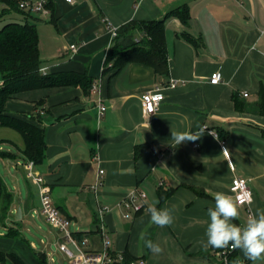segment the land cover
I'll return each instance as SVG.
<instances>
[{
    "label": "crops",
    "instance_id": "crops-1",
    "mask_svg": "<svg viewBox=\"0 0 264 264\" xmlns=\"http://www.w3.org/2000/svg\"><path fill=\"white\" fill-rule=\"evenodd\" d=\"M49 3L47 18L22 14L30 23L33 18L34 24L52 25L61 39L62 47L49 53L48 60L43 59L40 39L41 72L85 73L92 87L88 91L82 86L25 91L10 98L6 110L45 131L46 160L41 166L34 164L33 172L42 177L61 216L70 221L74 234L87 237L88 251H102L107 242L110 254H127L136 264H223L219 255L223 249H205L201 243L206 241L207 210L215 206L214 194L233 196L232 180L243 176L250 179L253 202L239 206L240 217L233 222L242 227L250 214L264 210L260 97L264 91V0ZM183 7L189 10L188 24L167 17ZM162 19L168 77L140 63H129L119 73L106 70L113 28ZM182 34L193 37L197 46ZM136 36L144 37L141 32ZM215 72L221 74L219 84L210 83ZM170 80L178 81L175 88L168 86ZM94 83L98 92L93 91ZM155 88L162 89L165 100L152 117L145 118L142 97ZM101 104L106 108L102 117ZM201 127L205 131L198 141L172 147V128L197 131ZM24 149L19 132L0 128L1 165L15 181L9 186L0 166V177L14 195L7 213L0 208V251L16 253L27 264H43L37 257L40 253L47 264H54V244L65 255L60 248L63 234L36 212L41 206L40 187L28 177L30 162L23 156ZM8 163L24 174L25 186ZM100 170L104 175L95 190ZM28 180L37 187L36 201ZM136 191L146 194L145 200L138 201L140 211L124 205ZM151 205L174 209V223L163 228L152 224L147 212ZM37 218L43 219L49 232H43ZM33 231L45 234L47 242L41 240V250L29 238ZM146 240L159 243L163 251L152 254ZM235 251L240 259H247L242 250Z\"/></svg>",
    "mask_w": 264,
    "mask_h": 264
},
{
    "label": "trees",
    "instance_id": "trees-1",
    "mask_svg": "<svg viewBox=\"0 0 264 264\" xmlns=\"http://www.w3.org/2000/svg\"><path fill=\"white\" fill-rule=\"evenodd\" d=\"M3 6L1 17L11 12L31 14L21 11L15 0H0ZM48 7L51 9V3ZM176 17L183 24L190 20L187 7L171 11L167 17ZM166 17V18H167ZM143 33V38H138L136 33ZM165 19L151 22H132L118 29L111 48L108 51L105 68L116 70L119 73L129 63L148 65L155 70L156 75L168 77L170 66L166 51ZM185 40L193 44L197 43L193 37L182 34ZM40 37L36 24L28 21L11 22L0 30V128L7 127L19 132L25 141L23 156L26 161L41 166L46 160L47 144L45 131L28 119L11 115L6 110L7 101L13 96L31 90L82 86L88 91L92 87V80L87 75L77 72H56L43 74L42 60L40 56ZM264 112V91L260 93ZM14 195L8 190L5 182L0 177V208L7 213L13 203ZM164 201V197L161 196ZM11 235H13L11 233ZM79 241L84 238L82 234H74ZM112 264H134V260L127 254L118 260L116 254H111ZM38 259L46 263L43 254L37 253ZM0 264H27L16 253L0 251ZM229 264H252L248 259L242 260L237 252L231 254Z\"/></svg>",
    "mask_w": 264,
    "mask_h": 264
},
{
    "label": "built area",
    "instance_id": "built-area-1",
    "mask_svg": "<svg viewBox=\"0 0 264 264\" xmlns=\"http://www.w3.org/2000/svg\"><path fill=\"white\" fill-rule=\"evenodd\" d=\"M21 11L25 13L40 17L47 18L51 16V10L48 5L50 0H15ZM71 4L75 0H67ZM117 28L112 29V36L115 38L117 36ZM71 49L76 52L75 46H71ZM221 82L220 72H215L212 74L210 83L219 84ZM178 84L176 80H170L168 86L170 88H175ZM99 86L94 83L93 91L98 92ZM245 97L248 94L244 95ZM165 100V96L161 88H155L152 91L145 93L142 97V109L145 118L152 117L160 108ZM99 116L102 117L106 108L103 104L99 108ZM34 163L30 162L28 164V177H30L39 187H40V202L41 206L38 211L39 214L44 216L47 222L58 229L63 234L64 242L60 245L61 251L69 258L71 264H112L113 258L108 251L107 242H105V248L102 251H88L85 246L88 244L87 237L82 240L75 238L74 233L70 229V221L64 219L58 208L54 205L52 197L50 196V191L47 187L43 185V179L38 174L33 172ZM104 171H99V178L96 186L93 189H97L102 183V178ZM231 192L235 198L238 206H250L248 201L251 199L253 201V193L250 188V179L243 176H235L232 180ZM146 194L144 192H134L125 201V206L127 209H134L135 211H140L142 205H139L138 201L145 200ZM252 204V203H251ZM236 250V249H235ZM231 247L225 248L219 252L223 264H229V258L231 253L234 252ZM118 260H122V255H117ZM136 264V263H134ZM138 264H145L144 261H140Z\"/></svg>",
    "mask_w": 264,
    "mask_h": 264
},
{
    "label": "clouds",
    "instance_id": "clouds-1",
    "mask_svg": "<svg viewBox=\"0 0 264 264\" xmlns=\"http://www.w3.org/2000/svg\"><path fill=\"white\" fill-rule=\"evenodd\" d=\"M205 128L197 131H177L171 129L172 147L181 145L184 142H196L204 134ZM212 134V133H211ZM228 153L227 149L223 150ZM215 206L207 210L208 222L206 227V241L201 243L205 249H225L231 247L233 250L240 249L252 264L258 261L264 262V210H256L248 216L244 226H238L233 221L239 219L240 209L233 196L224 192L214 194ZM253 201L249 199L251 205ZM174 209L158 208L151 205L147 208L150 214V221L158 227H168L174 223ZM143 238V237H141ZM145 246L154 255H159L163 249L159 243L146 240Z\"/></svg>",
    "mask_w": 264,
    "mask_h": 264
},
{
    "label": "rangeland",
    "instance_id": "rangeland-1",
    "mask_svg": "<svg viewBox=\"0 0 264 264\" xmlns=\"http://www.w3.org/2000/svg\"><path fill=\"white\" fill-rule=\"evenodd\" d=\"M2 13H3V6L0 3V30L8 23H11V22H21L22 23L25 21V19L23 18V15L20 13L11 12L9 15L1 17ZM33 17H35V16L33 15ZM30 21H31V23L35 22V19L30 18ZM36 26H37L38 31L40 32L39 37L42 41V56H43V59H47L48 54L53 52L55 50V48L58 49V47H60V46L62 47L61 39H60L59 35L56 33V31L52 25H48L45 22L37 21ZM1 80H2V75L0 72V81ZM2 162H3L2 159H0V166H1L2 173L4 174V177L6 179V183L9 186L13 187L15 181H14L12 176H10V175H9L10 177L6 176L7 174L4 170V166L1 165ZM8 164H9L8 169L11 170V173H13L15 176H17L19 178V181H20L22 186H25L24 174L22 172L18 171L17 169H15L13 164H11V163H8ZM29 185L31 187L32 196L34 197L33 199L36 201L35 198H36V193H37V189H36L37 187L34 186L33 183H31L30 181H29ZM37 210L38 209H36V212L38 213ZM35 221L37 224H39L41 226L44 233H47L50 231V228L45 223H43L44 222L43 219L37 218ZM31 233L32 234L29 235L30 236L29 238L32 241H35L37 244V248L39 250H41L43 247L41 244V240L43 239V242H47L45 234L38 232V231H33ZM52 252L55 253V254H53L55 257L54 264H70L69 259L65 255H63L62 253H60L58 251L57 245L54 244L52 246ZM257 264H264V262L258 261Z\"/></svg>",
    "mask_w": 264,
    "mask_h": 264
},
{
    "label": "water",
    "instance_id": "water-1",
    "mask_svg": "<svg viewBox=\"0 0 264 264\" xmlns=\"http://www.w3.org/2000/svg\"><path fill=\"white\" fill-rule=\"evenodd\" d=\"M21 214H22L21 208H19L18 211H17V214H16V219L19 220L21 218Z\"/></svg>",
    "mask_w": 264,
    "mask_h": 264
}]
</instances>
